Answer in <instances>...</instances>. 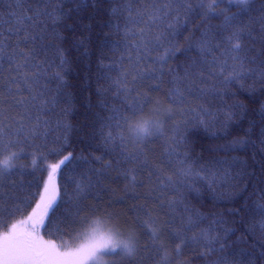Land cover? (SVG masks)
I'll return each mask as SVG.
<instances>
[{
	"label": "trees",
	"instance_id": "1",
	"mask_svg": "<svg viewBox=\"0 0 264 264\" xmlns=\"http://www.w3.org/2000/svg\"><path fill=\"white\" fill-rule=\"evenodd\" d=\"M151 4L152 0H125L124 3L121 0H99L97 4H89L77 11L72 0H64L63 4L49 6V10L60 8L65 13H70L61 23L53 24L47 17H41L39 21L33 19L25 22L24 28L27 32L45 37L38 38L35 43H25L21 39L23 32H16L18 17L34 16V10L43 5L39 0H20L19 6L17 0H0V33L6 43L14 48L19 41L24 53H29L33 48L37 53L29 62V67H37L31 72L24 70L28 76H32L33 72L40 74V85L32 89L31 95H37L42 88L46 98L59 99L58 104L47 105L46 114L40 108L33 109L30 104L17 103L26 98L30 99V94L25 91L16 95L18 86L10 85L9 79L18 76V73L8 63L7 57L0 61L4 66L0 72V124L4 129V139L0 141V167L5 159L17 165L12 169L10 178L4 181L6 203L0 236L11 229L13 224H20L32 214L47 183L50 189L58 192L59 208L54 214L49 213V218L44 221L45 226L41 227V236L45 240L51 239L62 245L67 242L69 245L76 240L89 220L105 218L116 227L120 237L128 241L130 239L138 246L134 259L122 256L118 263L113 261V264H215L222 257L227 264H232L239 249L254 254L255 264H264V257L259 255L264 251V235L260 227L264 223V79L259 75V60L256 64L246 65V71L254 69V72L231 84L227 90L219 88L218 92L203 97L195 88L192 94L185 91L184 103L178 107H174L168 99V75L164 76L158 91L155 90L157 81H137L133 96L141 103L148 99L149 103L142 112L134 114L126 111V105L132 98L120 97L117 100L115 91L110 88L112 82L118 77L123 78L125 72L128 73V84L132 86V75L138 59L134 47L136 41L131 38L132 32L138 33L140 29L147 31L148 26L138 22L137 25L129 24L126 30L128 13L113 15L111 10H122L124 7L144 9L150 8ZM214 4L216 6L212 18L203 19V14L213 8ZM262 5L264 0H254L250 5L252 10L247 15L241 13L243 23L252 30L253 38L245 41V47L252 49L250 55L264 50V32L261 31L259 23L260 17L264 16ZM238 13L239 6L230 4L229 0H223L222 3L220 0H205V7L199 9L187 22L179 37V46L183 49L190 42L198 41L201 33L209 26L212 32H223L224 17ZM116 25H119V31ZM9 29L12 30L11 33ZM216 42L219 43V40ZM226 47L225 44L208 55L206 58L209 63L214 56L219 63H223L220 56ZM11 48L7 49L8 54L11 53ZM160 54V51L152 50L141 60V66L145 63L151 66L150 61ZM200 55L195 49L187 56L182 52L177 53L168 62V68H175L182 77L185 67ZM61 58L66 59L67 64L61 66ZM18 63L23 64L24 61L21 59ZM228 64L231 66L233 61L228 60ZM216 71L218 73L219 69ZM57 73L63 77L62 85L56 79ZM208 75L206 69L205 76ZM218 82V79L208 80L207 84L211 86ZM196 84L205 86L199 80ZM178 86L183 90L182 85ZM58 89L62 95L58 96ZM39 103L38 100L37 104ZM103 103H107L110 108L121 109L125 116L127 122L123 124L121 134L128 138L129 151L136 150L134 139L127 133V125L131 121H139L145 117H158L159 121H165L166 135L160 139L154 138V142L145 150V155L150 168L163 175H170L174 180L178 179L177 170L181 166V160L176 156H168L167 150L172 147L173 130L177 126L181 128V136L186 135L189 141L190 150L187 151V156L199 173L198 176L190 178V182H195L193 186L199 190L200 195L189 193L187 206L207 218L201 228H207L213 219L223 217L227 220L228 226L235 229L229 241L232 244L230 249L222 254L207 255L201 246L193 245L183 249L182 254L177 256L175 244L166 235L162 240L164 251L156 252L146 247L151 241L145 234L146 227L143 222L149 217L140 210L141 206L146 207L153 215L164 213L163 219H167L169 214V209H161L158 201L147 198V193L154 185L147 183L146 172L137 177L145 186L134 189L129 183L132 177L129 175L125 178L114 166L104 180L102 190L93 189L88 199L79 205L75 204L72 197L73 178L79 182L82 177L89 175V166L84 165L81 158L92 161L95 156L102 155L98 147L101 143L99 133L102 120L109 115L110 110L102 107ZM237 105L242 107H236ZM201 108L211 115L205 116ZM155 110L161 113L171 110L172 115L170 118L168 112L158 115ZM37 115L41 121L47 122L46 129L41 124V129L46 134L35 140L29 139L23 145L18 143L16 132L19 123L27 126L25 117ZM199 120H206L208 127L200 125ZM61 124L69 126V130L65 131L60 127ZM185 127L188 129L186 133L183 131ZM238 141L246 142L245 146L234 147ZM13 152L18 154L17 157H13ZM34 154L35 170L32 166ZM69 154L76 161V166L66 169L61 165L49 180L50 166L59 164ZM233 158L247 162L248 174L242 178V182L234 179L238 168L233 165ZM127 167L133 168L135 165L129 164ZM213 177L216 178V190L226 196L235 193L233 198H214V193L208 188ZM9 196L12 199H7ZM164 198L167 200L170 197L165 195ZM17 201L23 211L9 216V212L15 211ZM172 214L177 215L179 226V218L185 213L178 207ZM58 228L63 232L62 239L54 235ZM161 254L163 257L160 258Z\"/></svg>",
	"mask_w": 264,
	"mask_h": 264
},
{
	"label": "snow or ice",
	"instance_id": "2",
	"mask_svg": "<svg viewBox=\"0 0 264 264\" xmlns=\"http://www.w3.org/2000/svg\"><path fill=\"white\" fill-rule=\"evenodd\" d=\"M64 0H39V3L43 5L41 8L34 10V16L20 15L16 29L17 33L23 32L21 39L23 42L28 43L45 37L39 35H32L24 28V24L27 21L36 19L40 20L41 17H47L53 22V24H59L70 13H65L60 8H51L49 6L53 4H63ZM99 0H72V3L76 5L75 10L86 7L89 4L95 5ZM125 0H121L124 3ZM222 3L223 0H220ZM230 4L239 6L240 13L232 16L224 17L223 32H212L211 26L201 33L198 41H193L188 44L186 48L181 49L179 46V37L183 34L187 26V22L193 15L197 13L199 9L205 7V0H152L150 8L133 9L131 7H124L121 9H112L113 15L120 14L121 12L128 13L125 21V28L128 30V25H137L144 23L148 26V30L140 29V31L132 32V37L136 43L134 45L137 50V61L135 64V71L132 75V86L128 84V73L125 72L123 78H117L112 82L111 91H115L116 99L120 97H131L132 100L126 105V111L137 113L142 112L144 107L149 103L148 99H145L143 103L133 96L135 91L134 85L137 81H157L155 90H159V85L163 82L165 75L169 76L170 89L167 93L169 101L174 107L181 106L184 103L186 91L189 94L193 93V89L199 93L201 97L207 94H213L218 92L219 88L227 90L231 84L247 78L250 72H254V69H246L248 64H256L259 60V75L264 79V50L256 55H250L252 49L245 47V41L252 39V30L249 25L243 23L242 15H247L252 9L250 5L254 3V0H229ZM20 0H17L19 6ZM213 8L209 9L203 14L202 18L207 20L214 15ZM261 10L264 11V5L261 6ZM29 11H33L29 9ZM259 23L261 25V31L264 32V16L260 17ZM119 31V25H116ZM154 30V32H153ZM12 30L9 29V33ZM127 38V37H126ZM219 40V43L216 41ZM224 51L221 53L220 59L223 63H219L214 56L212 62L209 63L206 58L213 52L218 51L224 45ZM11 48L6 43V40L2 33H0V61L5 57L8 59V63L14 70L17 71L18 76H12L9 79V84L17 85L16 95H21L22 92H29L30 99L18 101L19 104H30L33 109L40 108L43 113L46 114L47 105L58 104V98H46L44 90L38 92L37 95H31L32 89L40 85V74L33 72L32 76H28L24 70L33 71V68L37 67L33 65L29 67V62L37 55L35 48L29 53H24L20 48V42H17L16 47L11 48V53L8 54L7 49ZM195 49L200 53V57L197 60H193L188 64L181 77L175 68H168V62L173 60L177 53H183L188 55ZM152 50L160 51L155 59L150 61L151 66L145 63L141 66V60L145 59ZM227 57V59H224ZM23 60L24 63L20 64L18 61ZM228 60L233 61L230 66ZM67 64V60L61 58V66ZM3 63H0V72L3 71ZM207 69L209 75L205 76V70ZM217 69L219 72L217 73ZM111 71V69H109ZM56 79L63 82V77L60 73H57ZM110 80V78H107ZM218 84H212L208 86V80H217ZM199 80L204 87H200L196 84ZM182 85V87L178 86ZM10 94L11 90L9 89ZM58 96L62 95L58 89ZM50 95V94H49ZM39 100V104L37 101ZM102 107L109 108V115L102 120V128L99 133L101 143L98 147L101 149L102 155L95 156L92 161L87 158H81L84 165L89 166V175L82 177L78 182L73 178V201L76 205H79L83 200L88 199L93 189H103L104 180L108 177L110 170L115 166L125 178L129 175L132 177L129 182L135 189L137 187H144L145 184L142 181H138L137 177L143 173H147V183L154 185L147 193V198L154 201H158L161 209H169L167 219H163L164 213H158L153 215L148 212L147 208L141 206V211L149 217L143 224L146 227L145 234L151 241L146 247L151 248L153 251H164V244L162 242L163 237L166 235L170 242L175 244V253L177 256L182 254V250L189 248L193 245L201 246L207 255L222 254L226 250L232 247L229 242L231 234L235 231L234 228L228 226V221L223 217L219 219H213L211 225L207 228H201V224L206 221V217L202 214L193 212L187 206L188 194L196 193L200 195L199 190L194 187V181L190 182V178L198 176L199 173L195 170L193 164L189 161L187 151L189 141L187 136H181V128L177 126L173 130L172 147L167 150L168 156H176L181 160V166L177 170L178 179L174 180L170 175H163L158 170H154L149 167L148 158L145 155V150L150 143L154 142V138H163L165 133L164 123L165 121H157L155 129L150 130L147 125L140 127L135 133V139L133 144L135 151L128 150V138L123 136L122 126L126 123V118L122 114L121 109L111 107L107 103H103ZM236 107H242L237 105ZM201 111L205 116L211 115V113L201 108ZM172 115L171 110L168 111V117ZM27 126L24 123H19L16 136L19 138L18 143L22 145L27 143L29 139H38L41 135H45L46 132L42 131L41 124H44L47 128V122L41 121L39 115L32 117L26 116ZM232 119V116H229ZM199 124L205 128L208 127L206 120H199ZM60 127L65 131L69 130V126L63 124ZM107 130V131H105ZM187 127L183 131L187 132ZM4 139V129L0 124V141ZM264 143V141H262ZM246 142L238 141L234 147L243 148ZM179 150V151H178ZM23 151V147H21ZM183 153V155H181ZM13 157H17V153L13 152ZM93 161L95 162L93 164ZM135 165L133 168H128L127 165ZM36 159L35 154L32 161L33 169L35 170ZM63 165L66 169H73L76 166V161L71 157V154L64 156L59 164L51 165V171L49 172V180H51L52 173ZM233 165L238 168L234 179L241 181L242 178L247 175V162L239 161L237 158H233ZM17 165L9 163V159L3 161V166L0 167V225L4 222V207L6 203V194L4 192V181L12 175V169ZM23 167V166H22ZM264 167V165H262ZM155 177V179H153ZM216 178L213 177L211 183L208 185L210 191L214 193L216 199H231L235 193H229L227 196L224 193L218 192L215 187ZM159 193L160 195H156ZM170 197L165 200L164 196ZM58 192L54 189H50L46 183L44 185V191L40 194V200L36 204V208L33 209L32 214L27 217L25 221H21L22 224H29L27 228L19 229L17 225L13 224L11 229L0 236V264H88L89 261L95 259L97 254L101 251H109L116 255L120 253L117 249H122L123 255L129 259H134L138 253V246H132L129 243L116 239L113 235L104 236L94 239L91 243L81 245L73 248L64 243L63 246H58L53 240L45 241L39 236L38 229L44 227V221L49 218V213H55L58 211L59 202L57 200ZM12 199V197H7ZM25 206H27L25 204ZM185 213L180 217L179 226H177V215L175 213L177 208ZM39 210V211H38ZM23 209L20 206V202L17 201L16 209L13 212H9L8 215H16L17 212H22ZM261 233L264 235V223L260 225ZM198 230V231H197ZM57 238H63V232L58 228L54 234ZM240 241H237L239 243ZM110 245V247H109ZM159 245V247H157ZM264 257V251L259 254ZM236 259L232 264H255L256 256L254 254L247 253L245 249H239L236 253ZM215 264H227L226 260L222 257L217 260Z\"/></svg>",
	"mask_w": 264,
	"mask_h": 264
},
{
	"label": "rangeland",
	"instance_id": "3",
	"mask_svg": "<svg viewBox=\"0 0 264 264\" xmlns=\"http://www.w3.org/2000/svg\"><path fill=\"white\" fill-rule=\"evenodd\" d=\"M158 115H164L167 112L162 113L155 110ZM159 121L158 117H145L138 120L131 121L127 125V133L128 135L132 138L135 139V133L137 130L143 126L147 125L150 130L155 129V124L156 122ZM27 218L23 219L25 221ZM30 224V222H29ZM29 224H17L19 229H24L29 226ZM9 230V229H8ZM39 236H41V228L38 229ZM117 232L116 227L108 220V219H103V218H95L94 220H89L88 224L84 227V229L81 231V233L77 236L76 240L71 242L69 245L73 248L79 247L81 245H86L91 243L94 239L99 238L101 235L108 236V235H113L116 239L125 241L129 243L132 246H136L132 243V241L129 239H124L120 237ZM122 235V234H121ZM45 240V239H44ZM47 241V240H45ZM55 243V242H54ZM58 246H63L62 244L56 243ZM110 247V245H109ZM117 252H119V255H116L114 253H111L107 250L101 251L97 254V257L91 261L88 262V264H113V261L118 263L120 260V257L124 256L122 249H117ZM163 257V254L160 255V258Z\"/></svg>",
	"mask_w": 264,
	"mask_h": 264
},
{
	"label": "clouds",
	"instance_id": "4",
	"mask_svg": "<svg viewBox=\"0 0 264 264\" xmlns=\"http://www.w3.org/2000/svg\"><path fill=\"white\" fill-rule=\"evenodd\" d=\"M143 126H145V125H143ZM142 127V126H141Z\"/></svg>",
	"mask_w": 264,
	"mask_h": 264
}]
</instances>
